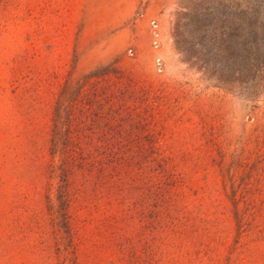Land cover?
Wrapping results in <instances>:
<instances>
[{"label":"rangeland","instance_id":"rangeland-1","mask_svg":"<svg viewBox=\"0 0 264 264\" xmlns=\"http://www.w3.org/2000/svg\"><path fill=\"white\" fill-rule=\"evenodd\" d=\"M92 74L91 146L156 161L70 237L55 132ZM0 264H264V0H0Z\"/></svg>","mask_w":264,"mask_h":264},{"label":"trees","instance_id":"trees-1","mask_svg":"<svg viewBox=\"0 0 264 264\" xmlns=\"http://www.w3.org/2000/svg\"><path fill=\"white\" fill-rule=\"evenodd\" d=\"M92 76H96V74L86 77L79 86L75 97L70 100L68 107H66L63 122L64 130L55 132V138L57 137L61 152L57 212L63 217L62 224L66 227L70 237L74 235L73 227L79 228L71 225L70 219L76 217L74 213L98 211L105 201H113L118 205L126 204L127 199H130L133 193L139 189L137 180L140 177L143 179L148 176L149 164L156 161V158H151L153 150L142 151L138 149L131 151L91 146L94 142L107 141L108 138L105 134L87 133L89 129L85 128L84 125V106L92 104L93 100L89 99L88 103L83 101L84 105L81 104L82 89L89 83ZM97 76H100L99 73ZM97 88L93 87L91 90L93 91L92 98L111 93L106 87ZM116 91V94H120L116 98H122V95L126 93L122 87ZM88 96L90 97V94ZM99 108L101 109V118L97 121V125L100 127V125L106 124H103L105 119L102 114L103 105L101 104ZM119 121L121 128H125L127 122L132 130L145 127L141 121H133L130 117H124ZM121 137L124 136L121 134ZM134 137H132L131 142L139 143L141 139H147L148 142H151L149 134L144 135L141 139L139 135ZM160 166L162 167L161 163Z\"/></svg>","mask_w":264,"mask_h":264}]
</instances>
